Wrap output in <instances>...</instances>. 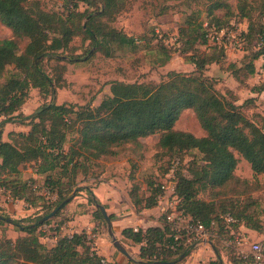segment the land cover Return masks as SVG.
Segmentation results:
<instances>
[{"label": "trees", "instance_id": "trees-1", "mask_svg": "<svg viewBox=\"0 0 264 264\" xmlns=\"http://www.w3.org/2000/svg\"><path fill=\"white\" fill-rule=\"evenodd\" d=\"M80 1L86 4L84 10L74 8L62 14L46 10L39 0H0V23L11 31L10 37L0 39V198L22 200L33 209L27 223L22 224L3 214L0 206V224H12L24 233L15 239L0 237V264H116L106 262L96 253L93 239L85 230L71 235L56 231L55 241L47 245L41 241L42 227L70 205L67 195L73 189L83 188L77 183L78 175L85 179L92 162L118 156L125 149L140 157L141 150L146 148L142 139L154 134H158L156 147L161 153L198 152L199 161L187 166L188 175L180 172L181 157L174 154L168 157L162 175L166 177L177 161L171 196L179 199L178 208L185 215L199 220L211 232L209 239L213 243L232 237L230 232L239 231L241 226L262 233V221L254 213H247L250 203L242 204L237 197L257 190V176L264 174V125L258 126L244 113V107L252 104L253 98L240 104L228 99L216 89L213 76L206 71L209 65L215 64L240 83V75L255 72V62L264 57V0H236V12L229 0H200L205 3L207 18L203 21L196 24L187 19L179 31L167 36L155 27L154 40L166 51L163 63L170 60L169 51L178 48L184 61L193 66L191 71L169 70L158 82L112 80L109 92L96 106L52 103L55 90L65 86L63 63L79 57L66 53L74 36L82 34L96 48L103 40L117 46L136 43L134 38L102 20L118 14L128 0ZM94 4L96 7L88 10ZM220 9L224 11L222 16L216 13ZM232 21L242 23L245 28L241 35L244 47L239 64L207 37L209 28L221 29ZM174 33L176 39H173ZM16 39L25 40L23 48ZM46 60L57 61L50 71L43 65ZM52 70L56 72L51 74ZM30 89H37L42 98L51 99L33 114L24 115L21 109ZM252 89L264 95V80ZM184 110L193 111L205 135L197 137L175 129V122ZM8 122L28 128L9 131L4 140L3 127ZM69 134L72 136L68 140ZM240 157L249 164L252 180L236 174ZM26 165L41 176L42 182L21 177L20 166ZM152 179L144 181L146 196L139 193L137 183L131 184L128 195L136 211L157 207L165 183L157 176ZM86 190L90 192L86 204L98 203L92 191ZM205 190L208 199L199 196ZM63 201L52 217L38 223ZM87 207L76 213H87ZM91 212L99 229V220L104 221V218L98 209ZM226 214L232 217L231 223L226 221ZM108 216L112 221L113 215ZM160 217V225L136 231L124 228L121 234L140 244L138 257L141 260L150 264H178L195 247L193 244L177 246L174 229ZM64 222L57 224L56 230ZM260 243L264 246V239ZM234 255L236 264L243 261L252 264L251 257L242 260L236 256L235 249ZM207 264L222 263L217 256Z\"/></svg>", "mask_w": 264, "mask_h": 264}, {"label": "rangeland", "instance_id": "rangeland-1", "mask_svg": "<svg viewBox=\"0 0 264 264\" xmlns=\"http://www.w3.org/2000/svg\"><path fill=\"white\" fill-rule=\"evenodd\" d=\"M39 1L46 10L58 11L62 14H66L74 8L75 10L78 9L80 11L86 8V4L80 0ZM73 2H76L77 6H75ZM236 2V0H229L234 12H236ZM98 4L101 5L100 3ZM95 7L96 5L94 4L90 6L88 10H92ZM223 12L222 9L216 11L220 16L223 15ZM205 18H207L205 3L200 0H128L118 14L102 20L107 25L120 29L128 36L134 38L136 40L134 46H117L114 43H108L105 40L100 39L103 41L96 48V46H91L89 40L84 38L82 34L74 36L69 43L71 48L66 53L78 55V60L63 63L65 65V71L63 72L65 86L55 90V95L52 101L56 104L72 103L76 105L91 104L92 106H96L109 92V82L112 80H122L125 82H158L163 78V74L169 70L181 72L189 71L192 66L190 67L189 63L184 61V57L180 55L178 48H174L175 50L169 49L170 60L166 64L163 63L166 51L164 52L161 45L156 44L157 42L154 40L153 29L158 27L159 30L164 32L167 36L176 32V30L179 31V28H181L182 25H185L184 22L187 19L193 20L197 24ZM10 36L11 31L0 23V39L8 38ZM16 40L19 43L20 48H23L25 40ZM241 57L242 56L231 58H235L236 63L239 64ZM56 63L57 61L55 60L43 61V65L47 71H50L51 66ZM255 64V72L252 75H240V77L242 76L241 83L234 79L230 72L221 70L215 65H210L206 74L213 76L212 79L215 82L216 89L224 93L228 99H235L236 103L240 104L246 99L253 98V103L244 107V113L255 124L261 127L264 125V95L257 94L252 88L264 80V60L259 58ZM55 72L56 71L52 70L50 73L54 74ZM29 92V97L21 109L24 115L33 114L38 107L51 99L49 96L42 98L37 94V89H30ZM18 125L22 130L28 128L27 125L16 123V126ZM174 127L178 130L190 132L197 137L205 135V131L199 125L192 110H184L175 122ZM71 136L72 134H69L67 139L69 140ZM2 139L6 140L4 128ZM157 141L158 134L144 138L143 142H145L146 148L145 150H141L142 154L140 157L125 149L118 156L95 160L91 163L85 179H83L80 174L78 175L77 183L79 184V187H83V184H87V188H91L94 186L93 184L99 180L98 177L102 176L104 173L118 172L128 180V189L131 188L133 182L137 183L140 186L139 193L146 196L148 195V192L145 191V180L151 181L153 180V177L157 176L162 182L165 184L168 183L169 185V179H167V176L164 177L162 173L165 170L167 159L171 154L179 155L181 157V162L179 164L180 172L185 175H188L187 166L195 160L199 161V154L196 150L180 153H161L156 147ZM128 157H130L129 160ZM25 167H27V165ZM26 169L28 168H25L24 172L29 176L30 172ZM235 172L242 178H247L249 180L253 179V173L249 164L241 157L239 158ZM129 176L132 179H130ZM257 179L259 181L257 190L248 195L237 197V199H239L242 204L243 202L244 204L250 203L247 213L252 212L257 219L263 221L264 174L257 176ZM68 190L69 188L67 191ZM74 190L76 189H73L72 192ZM72 192L67 195V197L70 196L69 199H71L70 205L68 204L67 207L64 208L62 214L53 219L54 221H51L50 224L42 227V233L44 236L41 238V241L46 239L44 242L47 245L52 244L51 239L56 235V231L61 235H71L74 230L73 225H71V221L75 217L74 213L86 210L85 207L86 205L88 206L86 203H83L82 205H76L74 203L80 200V197L85 198L87 201L88 194L86 192V196L80 193V191H75L74 195H72ZM199 196L208 199V192L206 190L202 191L199 193ZM16 203L17 202L10 198H7V200L0 198V205L3 214H7L12 219L20 220L22 224H26L29 215L16 214L15 211L12 212L10 209L6 212L7 204L13 205ZM99 203L101 202L99 201ZM26 207L27 206L23 203L20 206V210L23 211ZM95 209V205L89 204L88 212L91 215V211ZM141 212L142 210L136 211V214L140 213L142 215ZM106 213L108 214L107 211ZM147 215L149 216V214ZM63 221H65L64 224L56 230L57 224H60ZM99 224L100 228L94 231L96 233H101L109 242L110 240L107 235L105 221L99 220ZM4 235L8 238L15 239L18 236L24 235V233L12 224L2 223L0 224V237ZM91 238L93 237L91 236ZM116 238L119 241L120 239L123 240L121 235H116ZM224 239H222V242L216 240L214 242L218 254L213 252L208 246L206 247V254L203 253L202 256L212 259H216L218 256L222 264H236L232 258L234 255V249L227 247L224 243ZM250 241H254V239L250 237ZM124 247L126 250L131 251V248L127 246ZM239 258L245 260L241 257ZM135 259L140 258L135 257ZM240 264H245V262H240Z\"/></svg>", "mask_w": 264, "mask_h": 264}, {"label": "crops", "instance_id": "crops-1", "mask_svg": "<svg viewBox=\"0 0 264 264\" xmlns=\"http://www.w3.org/2000/svg\"><path fill=\"white\" fill-rule=\"evenodd\" d=\"M231 57H240L239 53L235 55H230ZM232 58V59H235ZM190 67L192 66L189 64ZM215 65V64H211ZM210 66V65H209ZM217 66V65H215ZM218 67V66H217ZM192 68L189 69L191 71ZM19 127V128H18ZM4 133L7 134L9 131H21L20 126H16V122H8L4 125ZM5 140V139H4ZM143 141V139H142ZM25 168L27 171L29 170L30 174L27 176V174L24 172ZM21 170V177L22 178H36L39 180V182H42L41 176H38L34 173L33 169L30 166L23 167L20 166ZM98 181L95 182L93 187L89 188V190L92 191V194L96 199H98L103 206L105 207V210L108 212V214L113 215L112 219V228L114 231L115 236L121 235L120 243L123 246H127L131 248L130 250H127L130 254V256H126L122 252L118 251L114 246H112L111 242L107 241L101 233H96L94 230H97V227L95 225V221L92 220L93 216L87 212V213H75L74 219L71 221V225H73L74 232H79L80 230H85L88 234V236H92L93 238V246L97 254L101 255L106 262L116 263V264H135L137 259L135 257H138V252L140 248V244L133 243L129 239L125 238L121 232L124 228H146L148 226H157L160 225V214L157 211L156 208L151 209H143L142 215L139 213L136 214V210L133 207L129 195H128V180L123 177V175H120L118 172H106L102 176L98 177ZM94 180V179H92ZM84 188H87V184L82 185ZM80 193L85 194V191H80ZM16 204H7V211L9 209L12 212H16V214H23V215H31L33 212L32 208H29L27 203H25L22 200H17ZM25 204L27 207L23 209V211L20 210V206L22 204ZM76 205L81 203H87L86 199L83 197H80V200L77 202H74ZM73 204V203H72ZM1 206V205H0ZM89 208V205L88 207ZM15 209V210H14ZM145 213V214H144ZM149 214V216L147 214ZM158 213V214H157ZM263 225V231L262 233H257L256 231H252L249 229H245L247 236L250 238L252 237L254 241H262L264 239V220L262 221ZM69 235V234H68ZM56 239V235L52 237L51 241L54 242ZM46 240V239H45ZM43 240V241H45ZM209 244L205 241L198 244L191 252L190 254L185 257V259L178 264H207L209 260L212 258H207L206 256H202L203 253L206 254V247H208ZM209 248H211L209 246ZM212 250V248H211ZM214 252V251H213ZM137 253V254H136ZM133 255V256H132ZM201 259V260H200ZM129 260H132L133 262H129ZM201 261V262H200Z\"/></svg>", "mask_w": 264, "mask_h": 264}, {"label": "built area", "instance_id": "built-area-1", "mask_svg": "<svg viewBox=\"0 0 264 264\" xmlns=\"http://www.w3.org/2000/svg\"><path fill=\"white\" fill-rule=\"evenodd\" d=\"M204 26H206V23H204ZM244 29L241 23L232 21L221 29L215 27L209 28L207 37L220 45L227 54H241L243 51L241 35ZM155 31L159 34L157 28ZM159 36L161 35L159 34ZM176 36L177 34L174 33L173 39H176ZM262 59L264 60V57H262ZM176 164L177 161L173 163V166L166 175L170 183L169 185L166 183L163 186L164 193L158 196L157 209L160 216H163L165 221L174 229V240L177 246L180 244L184 246L193 244V246L196 247L203 241L206 242L210 240L209 236L212 234L199 220L192 219L185 215L184 212L178 208L179 199L171 196L174 187L172 178L174 176L173 172ZM52 198L54 199V196H52ZM225 218L228 223L233 221L229 214H226ZM245 229L244 226H241L239 227V231H231L230 235L232 237H226L224 239L225 245H230L234 248L238 257L243 259L251 257L252 264H264V246L259 241H250ZM136 230L137 227L134 228V231ZM171 248L174 250L175 246Z\"/></svg>", "mask_w": 264, "mask_h": 264}, {"label": "water", "instance_id": "water-1", "mask_svg": "<svg viewBox=\"0 0 264 264\" xmlns=\"http://www.w3.org/2000/svg\"><path fill=\"white\" fill-rule=\"evenodd\" d=\"M52 103H54V102H52ZM40 109L41 108H39V110ZM75 191H77V189L72 192V195H74V192ZM79 191H85L88 195L90 194V192L88 190H86V188H84V187L81 190H79ZM69 198H70V196L68 198H66V200H68ZM66 200H64V201H66ZM64 201L61 202L59 205H57L55 208H53L49 214H47V215L43 216L42 218H40L38 220V223H41L44 220L52 217L54 215V213L62 206V204L64 203ZM95 207H96V209H98L100 211V213L102 214V216L104 218V221H105V224H106L107 235H108V238H109L111 244L118 251L122 252L126 256H130V254L126 250V248L116 238V236L114 234V231H113V228H112V222H111L108 214L106 213V210H105L104 206L101 203L98 202V203L95 204ZM206 242L209 244V246L212 248V250L216 253V247H215L214 243L211 240H207ZM136 262H140V263H144V264H150L151 263L149 261H144V260H141V259H137ZM159 264H168V263H166V262H160Z\"/></svg>", "mask_w": 264, "mask_h": 264}]
</instances>
